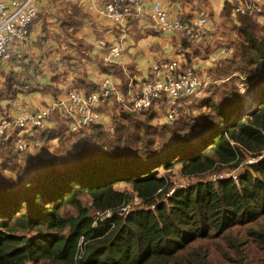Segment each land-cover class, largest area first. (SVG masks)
<instances>
[{
    "label": "trees",
    "instance_id": "obj_1",
    "mask_svg": "<svg viewBox=\"0 0 264 264\" xmlns=\"http://www.w3.org/2000/svg\"><path fill=\"white\" fill-rule=\"evenodd\" d=\"M222 17L231 54L210 72L222 81L190 112L182 100L181 118L156 127L159 136L150 124L157 102L116 104L113 131L88 126L69 149L64 143L28 165L9 160L0 264H264V26L233 16L230 2ZM177 165L199 179L175 186ZM133 197L138 206L120 213Z\"/></svg>",
    "mask_w": 264,
    "mask_h": 264
},
{
    "label": "crops",
    "instance_id": "obj_2",
    "mask_svg": "<svg viewBox=\"0 0 264 264\" xmlns=\"http://www.w3.org/2000/svg\"><path fill=\"white\" fill-rule=\"evenodd\" d=\"M226 2L148 0L141 11L121 23L99 14L103 0H37L38 16L30 27L27 44L16 48L12 59L0 61V120L50 106L70 90L88 95L97 91L106 78L120 94L139 91L153 66L162 62L178 61L180 71L193 69L203 83L199 97L206 96L211 84L222 81L210 72L218 67L222 58L231 54L223 32L222 12ZM156 6L187 25H193L204 10L209 18L208 31L202 28L191 39L185 33H163L154 24L152 13ZM215 36L221 41L215 40ZM102 40L108 45H121L122 55L113 62H106L107 50L99 43ZM238 86L248 99L250 94L245 92V86L242 83ZM116 104L111 98L97 106L101 116L99 125L108 131H113ZM168 105L169 99L164 96L154 110L156 113L166 111ZM191 105L186 103L182 109L187 110ZM83 128L72 132L69 120L56 109L46 129L34 128L24 134L29 141L24 152L16 148L19 131H8L7 137L0 139V179L12 173L8 165L10 159L28 165L38 156L60 150L64 143L68 148L75 140L80 141L90 131V127ZM62 129L67 137L65 142L55 135Z\"/></svg>",
    "mask_w": 264,
    "mask_h": 264
},
{
    "label": "built area",
    "instance_id": "obj_3",
    "mask_svg": "<svg viewBox=\"0 0 264 264\" xmlns=\"http://www.w3.org/2000/svg\"><path fill=\"white\" fill-rule=\"evenodd\" d=\"M148 0H103L99 14L113 22H124L141 11ZM233 4V14L252 15L264 23V0H227ZM38 16L37 0H0V61H8L15 55V49L24 47L30 36V27ZM155 27L163 33L183 32L194 36L197 31L208 25V14L202 10L193 25H187L180 19H173L164 8L155 7L152 13ZM100 46L107 51L106 62H113L122 55L121 45H108L104 40ZM178 61L156 63L150 71V77L139 91L129 90L120 94L114 83L106 78L97 91L88 95L70 90L64 98L52 105L27 111L0 120V139L7 137L8 131L17 130L16 148L24 152L29 141L24 134L32 129L44 130L48 126L51 113L58 109L69 120L71 131H80L83 127L98 125L101 116L98 104L113 98L123 108L142 110L151 108L162 97L169 99L168 121L178 117L181 101H191L201 91V82L193 69L180 71ZM233 178L237 180L234 174ZM127 207L119 212H126Z\"/></svg>",
    "mask_w": 264,
    "mask_h": 264
},
{
    "label": "rangeland",
    "instance_id": "obj_4",
    "mask_svg": "<svg viewBox=\"0 0 264 264\" xmlns=\"http://www.w3.org/2000/svg\"><path fill=\"white\" fill-rule=\"evenodd\" d=\"M209 19V18H208ZM208 26V25H207ZM207 26L206 27H204L203 28V30H205V31H208L207 30ZM224 30H225V33H226V39L224 40V42L226 43V44H228L229 43V40L231 39V37L230 36H232V34L233 33H231V28L230 27H228V29L226 30L225 29V27L223 28V32H224ZM180 34H183V32H179ZM217 34H219V33H221V31H220V29H218V32H216ZM189 37H193V36H189ZM219 37V36H218ZM220 37H222L221 35H220ZM216 39H218V38H216V36H215V40ZM218 41H221V40H219L218 39ZM1 64V63H0ZM199 77V76H198ZM236 84H237V86H238V84H240L238 81L236 82ZM238 89H239V86H238ZM1 90V89H0ZM241 90V89H240ZM205 91V90H204ZM243 91V90H242ZM241 91V92H242ZM201 92V91H200ZM200 92H197L193 97H191L190 99H191V101L189 102V103H191V102H193V104H198L202 99H203V97L202 96H200L199 97V95H200ZM205 93V92H204ZM250 98V97H249ZM248 98V99H249ZM168 111H169V105H168V109L166 110V111H157V113H155V117H154V119H151V121H150V124H153V126H154V128L155 129H152L151 131L153 132V134H156L155 132H156V127H161L162 126V124L164 123V122H166L165 123V125H167L168 123H170V122H173V123H175V122H177L178 121V119L179 118H181V116H182V113L181 112H178V117H176L173 121H168V116H167V114H168ZM187 111L188 112H190L188 109H187ZM192 111H193V115H195V116H199L198 114V111H197V107H193L192 108ZM143 118V120H146V117H142ZM148 118V117H147ZM170 125H172V124H170ZM136 129H140V128H137L136 127ZM168 133V132H167ZM167 133H165L164 134V138L165 137H167ZM156 136H159L158 134H156ZM160 137H161V135H160ZM155 139L156 140H158L159 139V137H155ZM160 139H162V138H160ZM249 161H251V160H249ZM180 170H181V167H180V165H177L176 167H175V169L173 170V173H172V175H171V179L174 181V183H175V186L177 185V186H180V187H185V186H187L188 184H190V183H192V182H194V181H196L197 179H199V178H197V177H194L193 179H189L188 177H185V176H183L181 173H180ZM162 172H165L164 170H161ZM234 171V174L237 176L238 175V173H239V171H240V169H235V170H233ZM168 173V172H167ZM223 174H228V170H224L223 171ZM216 177V174L213 172V173H209V175H207L206 177H203V178H210V179H212V178H215ZM175 188H173L172 190H174ZM139 200H138V198L137 197H133V199L132 200H130V204L129 205H127L126 207H127V209H131L132 207H136V206H138V204H139Z\"/></svg>",
    "mask_w": 264,
    "mask_h": 264
}]
</instances>
